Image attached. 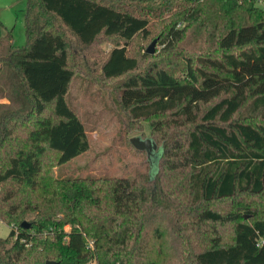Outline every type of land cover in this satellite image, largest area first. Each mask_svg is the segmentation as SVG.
I'll return each mask as SVG.
<instances>
[{"label":"trees","instance_id":"1","mask_svg":"<svg viewBox=\"0 0 264 264\" xmlns=\"http://www.w3.org/2000/svg\"><path fill=\"white\" fill-rule=\"evenodd\" d=\"M155 1L27 0V43L17 45L11 30L0 36V89L16 105L0 112V218L11 226L0 236V264H158L155 249L167 227L149 222L167 198L196 207L182 224L192 230L189 264H264V211L253 206L264 203V10L254 0ZM174 6L173 15L198 23L215 48L199 46L182 72L143 65L130 53L136 36L154 29L171 48L183 37L163 16ZM102 36L117 42L101 72L123 78L129 117L150 121L162 147L158 168L141 180L46 179L49 153L60 164L90 149L85 123L67 99L76 72L72 44L91 46ZM168 171L183 172V180L173 174L164 184ZM235 198H245L241 211L211 207ZM25 219L30 227L21 226ZM228 222L231 241L216 233L208 246L196 245L201 227Z\"/></svg>","mask_w":264,"mask_h":264},{"label":"rangeland","instance_id":"2","mask_svg":"<svg viewBox=\"0 0 264 264\" xmlns=\"http://www.w3.org/2000/svg\"><path fill=\"white\" fill-rule=\"evenodd\" d=\"M162 2L163 0H156L152 4L153 6H158ZM177 7L174 6L171 11H166V14L163 15L168 22L174 25L176 30L183 31L184 34L172 48L168 42L169 40L166 39L165 33L162 35L157 34L154 29L149 37L136 36L130 45V53L138 56L143 65L156 61L158 64L159 62L166 63V65L175 68L177 72H182L186 65L184 60H186L187 56L195 55V50H198L199 46L204 45V50L215 48L214 38L207 36V33L198 23H190L185 19L183 20L182 16L176 18L173 15V10L177 9ZM26 8L27 0H0V36L7 30H11L14 42L17 45L27 43ZM153 40H156L155 51L149 53L147 48ZM116 42L117 39L102 36L94 45L81 46L74 39L71 61L76 72L68 91L67 99L85 123L90 140V149L60 164L53 158V154L49 153L45 158V166L47 167L43 172L46 179L85 176H129L138 177L141 180L149 176L152 163H150L147 152L136 149L131 144L130 139L134 135L147 137L155 136L156 133L153 132L149 120H133L123 108L120 99L123 78L107 79L104 78L101 72L102 61ZM235 50L236 52L239 51ZM1 64L2 62L0 61ZM10 71L11 69L6 67L4 76ZM3 80L0 82V86L4 85L5 80L4 82ZM5 92L3 94L0 89V112L3 107L10 105L12 106L11 108H15L16 106L10 104L12 103L10 102L11 99L7 95V91ZM207 106L208 104H203L204 108ZM160 144H163V142L160 141ZM161 151L162 147H159L154 165H152L154 170L158 168V158ZM173 174L176 175V180H183V172L174 173L173 171H168L162 175L163 183L165 184L166 181H169ZM168 201L169 199L167 198L163 204L157 207L158 214L156 218L149 222L150 226L154 228L158 222L164 220V226L167 227V238L164 242V239L157 241L160 242L157 246L161 247V250L159 252L155 249L154 256L158 264H189L186 258L188 251L186 240L189 236L191 237L192 230H186L182 224L185 221L192 220L197 212L196 207L187 198L181 202L177 200L178 205L175 206H172V199L169 203ZM244 202L245 198L225 199L213 203L211 207L224 212L231 210L241 211L242 208L240 207ZM253 206L261 212L264 211V203L259 202V200H256ZM177 207L180 209L177 210ZM153 210L151 209L149 214ZM179 212H181V215H179ZM188 212H191L192 215L184 214ZM26 220L29 221V219ZM65 228L70 229L71 224H67ZM10 232L11 226L0 218V236L7 237ZM216 233L221 234L223 242L231 241L233 236L232 222L201 227L197 239L199 242H196V245L201 247L208 246L210 238ZM89 244L93 247L91 238L89 239ZM96 263V260L93 259L86 264Z\"/></svg>","mask_w":264,"mask_h":264},{"label":"water","instance_id":"3","mask_svg":"<svg viewBox=\"0 0 264 264\" xmlns=\"http://www.w3.org/2000/svg\"><path fill=\"white\" fill-rule=\"evenodd\" d=\"M155 42L156 40H153V42L148 46L147 48L148 52L155 51ZM131 142L136 148L140 150H145L147 152L150 163H152L151 172L154 173L157 169L154 170V168H152V165H154L155 158L157 157V152L159 149V145L156 142V140L152 136L143 137L142 135H134L131 137ZM158 161H159V158H158ZM21 226L30 227L31 223L30 221L25 219L22 221ZM46 264H56V261L48 260Z\"/></svg>","mask_w":264,"mask_h":264},{"label":"built area","instance_id":"4","mask_svg":"<svg viewBox=\"0 0 264 264\" xmlns=\"http://www.w3.org/2000/svg\"><path fill=\"white\" fill-rule=\"evenodd\" d=\"M254 2H256V4H258L264 10V0H254Z\"/></svg>","mask_w":264,"mask_h":264}]
</instances>
